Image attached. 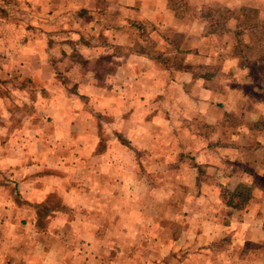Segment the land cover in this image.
Returning a JSON list of instances; mask_svg holds the SVG:
<instances>
[{"label": "crops", "instance_id": "0c3cea01", "mask_svg": "<svg viewBox=\"0 0 264 264\" xmlns=\"http://www.w3.org/2000/svg\"><path fill=\"white\" fill-rule=\"evenodd\" d=\"M261 20L264 0H0V264H264V179L243 156L264 146L238 141L264 138ZM226 119L246 126L230 147ZM184 132L193 184L169 151ZM161 139L154 181L141 155ZM230 184L252 191L243 213Z\"/></svg>", "mask_w": 264, "mask_h": 264}, {"label": "rangeland", "instance_id": "374dc122", "mask_svg": "<svg viewBox=\"0 0 264 264\" xmlns=\"http://www.w3.org/2000/svg\"><path fill=\"white\" fill-rule=\"evenodd\" d=\"M28 13H29L28 9L25 10L23 8V6H22V15H21L22 21L28 22V20H29L28 19ZM237 14L240 15V12H238V13L237 12H234V13L228 12V13H224L223 16L222 15L219 16L218 13H216V14L215 13H211V15H213V16H215L217 18H218V16H219V18H221V17H225L226 18L227 16H230V17L233 16V17H235ZM242 14L245 17H248L249 21H252V19H254V18L255 19L256 18L259 19V17H257L258 15L256 14V12L254 13V10H248V11L245 10V11L242 12ZM261 22L264 23V20H261ZM262 43L263 44H261V45H264V42H262ZM259 77L261 78V80H262L261 82L263 83L264 82L263 76L261 75ZM17 83L19 85L26 86V88L28 87V85L26 84V82H23L20 79H18ZM37 93H38V97L35 95V93H33L35 95L34 98L39 99V98H41L43 96L40 90H37ZM84 97L87 99V97L85 95H84ZM261 99H262V103H264V97L263 96H261ZM18 109H19L18 113L19 112L20 113L21 112L32 113L31 109H28V107L27 108H24V106H18ZM36 111H37V113L38 112L40 113L39 110H36ZM11 124H12V128L19 127V121L16 120V119L14 121H12ZM193 126L194 127H192V128L197 129L198 131L200 130V126L201 125L196 124V125H193ZM224 126H225L224 127L225 130L227 131L228 134H230V136H227V135L224 136V138L222 139V141H223L222 145L223 146H228V147H230V145H232L234 143V142H232L233 137H231V134H234L233 136H236L237 133H242L241 132L242 130H246V126H245L244 120H239V122H238L237 119H235L234 121H228L226 119V121H224ZM218 129H219V127L217 128L215 126H208L205 129L202 127V130L201 131H202L203 135H206L207 136V139H210V136L213 135L212 138L214 139V143H216L218 141V137H215L213 133L214 132H218L217 131ZM259 129L264 130V121H262L260 123ZM239 136H238V141H243L244 142L243 144L246 145L245 147H248V148H250V147L252 148L253 147V148H255L256 145H259L261 147L264 146V138L255 137V136H248L249 138L248 137H242V140H241L239 138ZM104 137L105 138H103V143H111L112 141H115L118 144V140H120V142L123 145H127V144H125L124 141H121L122 137H120L119 135H118V137H117L118 139H117V138H114L112 136L106 135V132H105L104 133ZM259 140H260V142H259ZM201 141H202V139H201ZM164 142H165L164 140H162V139L160 140V144H159L158 150L155 152V154L150 155L149 153H147V154L145 153V155L144 154L141 155V159L143 161H146V165H145L144 171H145L146 174H148V177L149 178H151L152 180L155 179L154 181H156V177H158L157 174H156L157 173L156 171H158V170H156V168H155V162L152 159V157H157V159L159 161L160 160L161 161H166L167 160L168 147L166 146L167 143L166 142L164 143ZM197 142H198V138L197 137L196 138H192V136H190L189 133H185V132H184L183 137H176L175 139L173 138V139H170L169 140V143H171V144H169V146H170L169 151H172V146H175V149L178 147V149H176V150H179L180 151V149H181L182 152L180 154V161H184V163H185V164L183 163V168L181 169V174H185L182 178L183 179H192V184L194 183V180H193V177H192V171H191L192 170V161H191V158H190L191 153L189 155V152L188 151H190V149H192V145L193 146L197 145ZM240 143H242V142H240ZM185 150H187V152H185ZM243 156H244V161L245 162L248 161V158H250L253 161H255L256 166H255V168L253 170V174H254L255 179L258 180L257 183L259 184V180L262 182L263 179H264V148L259 153H252L251 151H248L246 153V155H243ZM185 159H187V160L185 161ZM125 162L126 161H122V163H125ZM85 163L86 162H84V164ZM199 172H203L204 173V175H201L200 174L201 177H203V176H204L203 178L206 177L205 170H203V168H200ZM123 173H124V171H123ZM223 174L224 175H229L232 178L235 176L234 173H230V172H223ZM132 176H134L135 178H138L136 176V174H135L134 171H133V175ZM235 187H236V184H234V185L230 184L229 186L224 187V188L218 190L217 192L220 195L223 196L224 200L227 201L230 198V194L235 189ZM153 188H158V187H157L156 184H154L153 185ZM177 188H178V190H181L180 192H182V194L189 193L191 191V189L192 190L193 189L195 190V186H192V185L190 186V185L187 184V182H186V184H184L182 182V184H180V186L177 187ZM258 189H260L261 191H264V183L263 182L260 183V185L258 186ZM196 193H197V190H196ZM223 211H224V209H223ZM222 214H223V216H222L221 221H227V219L229 217L228 213H226L224 211ZM225 246H226V244L224 243V245L222 246V248H225ZM248 254H250L249 256H251V257H249V258L252 260L253 256L256 253L254 251H253V253H252V251H250ZM128 262L129 261H127V263Z\"/></svg>", "mask_w": 264, "mask_h": 264}, {"label": "trees", "instance_id": "16d2710c", "mask_svg": "<svg viewBox=\"0 0 264 264\" xmlns=\"http://www.w3.org/2000/svg\"><path fill=\"white\" fill-rule=\"evenodd\" d=\"M200 174H203V172H200ZM251 199H252L251 189L246 185H239L231 192L227 205L230 208L243 213L245 212V210H247Z\"/></svg>", "mask_w": 264, "mask_h": 264}]
</instances>
